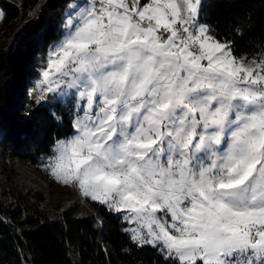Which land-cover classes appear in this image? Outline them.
<instances>
[{
    "label": "snow or ice",
    "instance_id": "snow-or-ice-1",
    "mask_svg": "<svg viewBox=\"0 0 264 264\" xmlns=\"http://www.w3.org/2000/svg\"><path fill=\"white\" fill-rule=\"evenodd\" d=\"M204 4L67 2L37 86L72 131L38 167L162 264H264V51L237 58Z\"/></svg>",
    "mask_w": 264,
    "mask_h": 264
},
{
    "label": "trees",
    "instance_id": "trees-1",
    "mask_svg": "<svg viewBox=\"0 0 264 264\" xmlns=\"http://www.w3.org/2000/svg\"><path fill=\"white\" fill-rule=\"evenodd\" d=\"M70 1L0 0V264H162L152 247H135L120 214L88 198L81 210L35 173L72 131L63 104L34 90ZM203 15L237 58L264 51V0H206Z\"/></svg>",
    "mask_w": 264,
    "mask_h": 264
},
{
    "label": "rangeland",
    "instance_id": "rangeland-1",
    "mask_svg": "<svg viewBox=\"0 0 264 264\" xmlns=\"http://www.w3.org/2000/svg\"><path fill=\"white\" fill-rule=\"evenodd\" d=\"M206 1V0H205ZM72 2V0L70 1ZM65 19V17H64ZM32 22V19H26L24 21H22L20 23V28L26 24H31ZM241 59H246L245 57H240ZM252 58H249V59H246V60H251ZM46 67V66H45ZM43 69V68H42ZM41 69V71H42ZM42 79V75H41V72H40V77L38 78V80L35 82V87H34V90L37 94L38 97H40V89L39 87L37 86V82L40 81ZM51 95V94H49ZM40 100V99H39ZM48 102H51L50 104L54 103L55 101L49 99L47 100ZM40 102H46V101H42L40 100ZM63 139V138H61ZM51 153H49L48 155H50ZM46 155V156H48ZM45 157V156H44ZM29 171H32V172H35L34 169H30ZM39 178H41V181L43 182V184H45V186H49L51 187L50 189L55 193L57 191H61V192H65L67 194V198L68 200L73 203V204H78L80 203L81 205V210L84 209L86 207V204L85 202L83 201L84 199H86L79 191L78 188L76 187H71V186H65V185H62L60 183H57L54 179H52L45 171H43L42 169L37 173L35 172Z\"/></svg>",
    "mask_w": 264,
    "mask_h": 264
}]
</instances>
